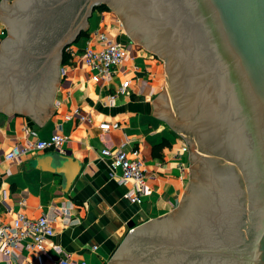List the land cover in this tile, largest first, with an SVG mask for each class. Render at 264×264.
I'll return each mask as SVG.
<instances>
[{
    "label": "water",
    "instance_id": "water-1",
    "mask_svg": "<svg viewBox=\"0 0 264 264\" xmlns=\"http://www.w3.org/2000/svg\"><path fill=\"white\" fill-rule=\"evenodd\" d=\"M0 3V112L38 130L62 50L96 6L114 5L128 36L164 59L179 117L166 96L151 116L192 135L178 138L190 143L189 182L169 214L128 222L107 264H264V0ZM45 158L68 189L80 163Z\"/></svg>",
    "mask_w": 264,
    "mask_h": 264
},
{
    "label": "crops",
    "instance_id": "crops-1",
    "mask_svg": "<svg viewBox=\"0 0 264 264\" xmlns=\"http://www.w3.org/2000/svg\"><path fill=\"white\" fill-rule=\"evenodd\" d=\"M96 16L95 29H87V35L69 46L73 54L65 51L51 99L53 111L41 120L39 130L32 118L0 112V225L9 224L17 213L28 218L45 216L53 232L42 251L31 253L19 247L11 257L0 252V264H54L55 245L67 255L69 264H107L127 233L128 222L137 226L169 214L188 185L189 142L178 139L183 135L158 122V116H151L156 100L166 96L162 61L133 41L120 39L118 28L105 22L102 14ZM96 30L109 32L128 54L105 83L92 82L91 71L77 55ZM137 60L140 65L135 66ZM131 65L136 68L132 70ZM125 78L130 80L125 92H116ZM101 123L118 127L101 130ZM53 132L65 138L63 152L80 163L66 190L45 158L53 151L31 152L9 161L3 158L12 145L47 139ZM103 147L138 151L145 175L139 203L123 197L128 187L119 183V170H111L109 160L100 156Z\"/></svg>",
    "mask_w": 264,
    "mask_h": 264
},
{
    "label": "built area",
    "instance_id": "built-area-1",
    "mask_svg": "<svg viewBox=\"0 0 264 264\" xmlns=\"http://www.w3.org/2000/svg\"><path fill=\"white\" fill-rule=\"evenodd\" d=\"M88 42L78 51V59L84 68L89 69L92 82L105 83L112 78L114 68L121 65L127 57L125 46L107 31L96 30L88 36ZM94 45V46H93ZM70 55L73 52L69 46L65 49ZM132 70L136 67L131 65ZM62 74V70H60ZM130 80L125 78L117 88L118 93H124ZM111 95L110 98H114ZM117 123L99 124L101 130L117 128ZM65 138L59 132H53L47 139L35 138L23 144L12 145L3 155L4 160L17 159L31 152L49 150L63 153ZM187 147H183L186 150ZM100 156L108 159L111 170L118 169L119 183L127 185L128 189L123 197L132 202L139 203L140 197L145 191V175L142 158L137 150L125 151L122 148L109 150L100 149ZM111 174V173H110ZM53 236L51 220L45 216L28 218L17 213L9 224L0 225V252L5 257H11L19 247L31 253L43 250L44 243ZM54 264H69L68 257L55 245Z\"/></svg>",
    "mask_w": 264,
    "mask_h": 264
},
{
    "label": "rangeland",
    "instance_id": "rangeland-1",
    "mask_svg": "<svg viewBox=\"0 0 264 264\" xmlns=\"http://www.w3.org/2000/svg\"><path fill=\"white\" fill-rule=\"evenodd\" d=\"M11 1L13 0H6L5 3H8L10 4ZM97 8L96 9H93L90 13V15L87 17L86 19V24H85V30L84 31H81L82 33L84 32H87V29L89 31H93L96 27V21L98 20L96 16V14H102L103 17H104V20L105 22L107 23H110L115 30L118 28V30L120 31L119 33V38L120 39H125V41H128L129 40V36H128V32L126 30V27L124 26V24L121 22L120 20V16H115V12L112 10V8L110 6H96ZM0 12H3L1 10V7H0ZM6 26L0 21V42L1 40L6 36ZM105 30V29H104ZM113 30V31H115ZM77 39V38H76ZM75 39V40H76ZM130 40L133 41V43H135L136 46L142 48L143 50H148L139 40L137 41L136 39H133L132 37H130ZM73 42V41H72ZM71 43H69L68 45L70 46ZM77 42V41H76ZM75 42V43H76ZM149 53L151 54V51H149ZM152 55V54H151ZM61 57H62V53H61ZM160 61H162L163 63V67H164V70H165V62H164V59L162 57H158ZM60 62H61V59H60ZM59 62V64H60ZM135 66H138L140 65V62L139 60L137 61H134L133 63ZM164 76H165V80L164 82L162 83V86L164 87V90L162 93L166 94V97L169 101V103L172 105V116L175 117L176 119H178L179 115L177 114L176 112V109H175V105L173 103V98L172 95L170 94V83H169V79H168V73L167 71L165 70L164 71ZM178 134H181L183 136H192L188 133H185L184 131H181L180 129H175ZM194 142H195V139H194ZM189 146H190V143H189Z\"/></svg>",
    "mask_w": 264,
    "mask_h": 264
},
{
    "label": "trees",
    "instance_id": "trees-1",
    "mask_svg": "<svg viewBox=\"0 0 264 264\" xmlns=\"http://www.w3.org/2000/svg\"><path fill=\"white\" fill-rule=\"evenodd\" d=\"M96 8H97V7H95L94 9H96ZM84 35H87V33H86V32H84V33L80 32L77 38L82 37V36H84ZM65 56H66V55H65V50H62L61 61H64Z\"/></svg>",
    "mask_w": 264,
    "mask_h": 264
},
{
    "label": "bare ground",
    "instance_id": "bare-ground-1",
    "mask_svg": "<svg viewBox=\"0 0 264 264\" xmlns=\"http://www.w3.org/2000/svg\"><path fill=\"white\" fill-rule=\"evenodd\" d=\"M111 8H112V10L115 12V7H114V5H109ZM125 26V25H124ZM126 27V26H125ZM126 30H127V27H126ZM133 38V37H132ZM133 39H136V38H133ZM137 41H138V39H136ZM140 41V40H139ZM141 42V41H140ZM171 94V93H170ZM172 98V97H171ZM173 101V100H172ZM173 103H174V101H173ZM175 105V104H174ZM179 106V105H178ZM175 109H176V112H177V114L179 115V113H178V111H177V107L175 106ZM192 131H193V129L192 128H190ZM194 132V131H193Z\"/></svg>",
    "mask_w": 264,
    "mask_h": 264
},
{
    "label": "flooded vegetation",
    "instance_id": "flooded-vegetation-1",
    "mask_svg": "<svg viewBox=\"0 0 264 264\" xmlns=\"http://www.w3.org/2000/svg\"><path fill=\"white\" fill-rule=\"evenodd\" d=\"M128 42H131V40H130V37H129V40H128ZM146 51H148V50H146ZM148 52H149V51H148ZM151 54H152V55H155V54H154V53H152V52H151ZM155 56H156V57H158L157 55H155Z\"/></svg>",
    "mask_w": 264,
    "mask_h": 264
}]
</instances>
